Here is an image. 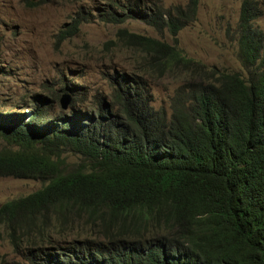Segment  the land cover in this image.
I'll return each instance as SVG.
<instances>
[{"label": "trees", "instance_id": "1", "mask_svg": "<svg viewBox=\"0 0 264 264\" xmlns=\"http://www.w3.org/2000/svg\"><path fill=\"white\" fill-rule=\"evenodd\" d=\"M198 3L112 0L100 14L170 34L171 43L120 28L109 42L137 50L135 70L145 76L179 78L170 111L151 105L142 74L120 71L110 75V100L96 94L56 112L53 91L25 103L28 114L0 110L9 145L0 149V176L44 183L0 204V225L21 256L1 264H264V32L253 24L263 9L241 0V75L178 47ZM86 14L79 10L59 39ZM66 153L79 162L65 167ZM75 228L74 238H59Z\"/></svg>", "mask_w": 264, "mask_h": 264}, {"label": "rangeland", "instance_id": "2", "mask_svg": "<svg viewBox=\"0 0 264 264\" xmlns=\"http://www.w3.org/2000/svg\"><path fill=\"white\" fill-rule=\"evenodd\" d=\"M112 0H0V110H14L28 114L37 94L53 96L60 93L49 109L69 112L71 103L93 95L103 94L110 100V75L134 72L143 75L152 95L151 105L170 111V101L179 85L174 74L152 78L145 76L138 66L140 53L129 47L114 45L117 31L144 34L173 42L170 34L156 31L140 19H128L111 23L100 16ZM123 1V0H120ZM126 1V0H124ZM148 4L162 3L164 8L184 6L185 0H142ZM241 0H199L195 18L177 34V44L182 53L209 67L245 75L238 59L237 20ZM263 13L253 21L264 32V0H260ZM83 9L86 21L70 37L59 39L60 31L67 27ZM118 75V74H117ZM116 75V76H117ZM65 85H75L74 92L62 91ZM69 94L66 108L60 98ZM85 106V103H76ZM52 115V114H51ZM7 146L0 137V149ZM65 167L79 162V157L66 153ZM39 180L0 176V204L30 194L43 186ZM74 232L60 239H72ZM85 237V233L81 236ZM55 238V236H54ZM8 241L6 231L0 225V264L20 259Z\"/></svg>", "mask_w": 264, "mask_h": 264}, {"label": "water", "instance_id": "3", "mask_svg": "<svg viewBox=\"0 0 264 264\" xmlns=\"http://www.w3.org/2000/svg\"><path fill=\"white\" fill-rule=\"evenodd\" d=\"M68 103H70V96L69 94H64L60 98V105L62 108H66Z\"/></svg>", "mask_w": 264, "mask_h": 264}]
</instances>
